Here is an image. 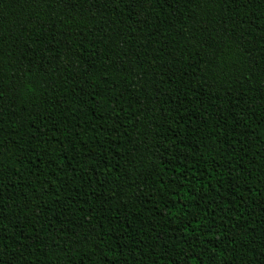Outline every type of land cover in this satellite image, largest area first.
<instances>
[{
  "label": "trees",
  "instance_id": "trees-1",
  "mask_svg": "<svg viewBox=\"0 0 264 264\" xmlns=\"http://www.w3.org/2000/svg\"><path fill=\"white\" fill-rule=\"evenodd\" d=\"M0 264H264V0H0Z\"/></svg>",
  "mask_w": 264,
  "mask_h": 264
}]
</instances>
